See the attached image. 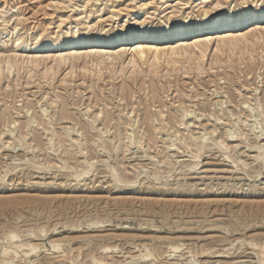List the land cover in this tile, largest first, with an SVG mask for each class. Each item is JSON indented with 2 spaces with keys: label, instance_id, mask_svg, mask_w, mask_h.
I'll return each mask as SVG.
<instances>
[{
  "label": "rangeland",
  "instance_id": "rangeland-1",
  "mask_svg": "<svg viewBox=\"0 0 264 264\" xmlns=\"http://www.w3.org/2000/svg\"><path fill=\"white\" fill-rule=\"evenodd\" d=\"M259 6L0 0V264H264L263 28L229 46L212 34L197 71L161 56L158 72L151 58L134 73L128 49L72 72L47 51L30 60L41 38L86 26L163 29Z\"/></svg>",
  "mask_w": 264,
  "mask_h": 264
},
{
  "label": "bare ground",
  "instance_id": "bare-ground-1",
  "mask_svg": "<svg viewBox=\"0 0 264 264\" xmlns=\"http://www.w3.org/2000/svg\"><path fill=\"white\" fill-rule=\"evenodd\" d=\"M206 15L205 12L204 16L201 15L204 17L202 19L195 20L191 23H175L173 27L171 26L170 28L168 26L163 29H157L156 27L147 29V27L143 26L144 22L137 26L120 27L121 29L119 30L100 29L94 32L92 27L86 26L82 31L78 29L73 33L57 37L55 40L41 38L37 43L32 45L30 53L36 54L31 55L34 59L31 58L30 60L35 64H40L42 54L47 51L48 56L54 57L53 60L56 64H70L71 70L69 72H72V68L79 60L87 62L91 58L93 60V57L96 56V58L100 59V62L110 59V62L114 63L121 61L125 50L128 49L130 50V58L127 63L128 65H132V72L137 71L135 68L138 69V72L141 71L142 69L139 70L140 66L150 61L151 58L152 61L148 66L151 70L150 72H158L159 67L157 62L161 56L170 59L172 65L175 64V66L177 60H174V57H184L188 63H186L187 72L193 69L197 71L202 68V57L204 56L206 48L212 43V34L218 33L219 43L223 46H229L231 44L236 45L242 38H245V34L242 31L247 29L249 25H256L264 29V7L261 6L247 8L235 13L233 11H216L208 16ZM204 31L208 32L203 33ZM170 41H174L175 43H171L172 46L169 45L168 47L163 45L164 43L169 44ZM21 46L25 45L21 43ZM7 64V68L10 70L12 66L8 62ZM92 64L94 65L93 61ZM96 64L98 66L100 63L97 62ZM182 66L185 69V66ZM86 71L89 72V69L87 70L85 68ZM105 71L107 70L105 69ZM116 71L113 72L116 74H114L115 76L122 72L123 68L118 70L119 72L117 71L118 74ZM132 72L131 74L133 75ZM90 73H94V76L96 74L99 79L103 76L102 68L99 67L97 70H91L88 74ZM153 73L150 74L153 75ZM107 77L111 79L112 75Z\"/></svg>",
  "mask_w": 264,
  "mask_h": 264
}]
</instances>
